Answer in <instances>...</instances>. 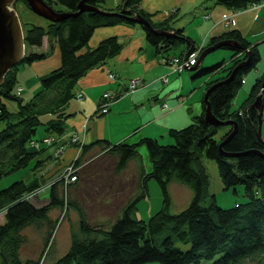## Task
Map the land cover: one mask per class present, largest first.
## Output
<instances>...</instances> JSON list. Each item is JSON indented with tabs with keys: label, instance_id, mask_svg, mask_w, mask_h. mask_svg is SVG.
Listing matches in <instances>:
<instances>
[{
	"label": "trees",
	"instance_id": "obj_1",
	"mask_svg": "<svg viewBox=\"0 0 264 264\" xmlns=\"http://www.w3.org/2000/svg\"><path fill=\"white\" fill-rule=\"evenodd\" d=\"M21 1L27 6L25 0ZM44 1L56 10L72 12L76 9L78 0ZM140 1L121 0V3L123 2L124 9L137 11L152 27L172 29L173 36L152 32L141 23L130 20L125 15L131 14V11L114 15L84 9L52 21L42 16L44 23L41 26L32 22L25 25V29L22 30L24 47L40 45L45 36L49 49H51L50 41L56 42L60 59L54 69L36 77L38 87L24 99L20 95V90H16L17 63L43 59L49 49L39 52L24 50L22 60L12 64L4 73L0 83V178L10 171L27 167V163L31 160L32 165L36 166L39 159L36 160L34 156L42 146L46 145L41 144L36 149L29 143L30 139L35 138L36 126L41 124L45 132H55L56 137L64 133V119L69 112L66 113L63 108L66 101L71 96H75L73 86L76 79L86 73L87 69L103 63L117 53L122 44L115 35L101 37L94 46L79 51L80 47H85L92 29L100 25L136 24L144 32L146 41L150 42L158 53H166L170 45L179 42L182 48L179 53L170 57L181 61L186 59L188 53L197 50L193 57L194 63L202 47L222 38H233L238 44L237 47L224 45L232 49L226 64L223 65L222 60L207 65L198 63L192 71L189 70L191 79L200 74L216 73L206 79L204 91L207 86L228 76L234 65L249 53V60L245 65L236 66L227 80L211 87L207 94L211 113L219 120H233L236 123L233 131H230L232 124L226 123L225 129L214 135L216 126L225 123L214 124L204 121V103L201 95L200 109L192 114L188 123L166 129L167 142L163 143L156 137L142 135L132 142L117 141L110 144L104 138H100L89 143H81L79 145L81 152L95 145L103 153L113 155L115 162L110 167L111 172L122 170L126 162L136 159L137 147L141 145L146 149L148 169L143 170L141 163H138V182L134 193L127 196L124 204L117 206L114 216L110 219L106 218L108 221H99L92 225L78 208V226L81 234L79 236L70 234L66 249L48 260L43 259L42 251L36 257L19 258L18 250L25 241L22 228L31 223L46 221L49 223L50 232L54 229L57 219L50 221L48 212L50 208L56 206L63 207V210L66 207V196L63 199V195L59 193V188L64 183L61 178L54 179L47 189V202L38 206L23 196L25 192L36 186V181L33 179L26 183L21 177L17 180L12 179L6 185L0 186V210L4 209L3 220L0 221V264H69L70 262L138 264L153 259L158 264H198L202 260H207L208 264H244L246 260H255L257 264L263 262L264 157L253 149L262 150L264 146L255 137L257 112L250 103L260 89L264 71L253 79L239 106L236 109L229 107L230 100L243 81L245 72L258 60L259 54L238 27L229 25L222 31L208 34L204 40L202 39L203 41L195 44L181 26L170 25L172 21L170 17L158 22L151 20L149 13L140 7ZM213 1L230 7V12L221 14L230 17L227 22L221 20L224 25L232 22L234 13L240 9L247 6L253 9L264 2V0ZM84 2L97 5L103 10L115 11L120 6L118 3L115 7H103V0H84ZM100 98L103 99L101 95ZM5 99L14 100L15 107L8 109ZM98 103L96 109L102 111L98 108ZM48 133L43 135L47 136ZM225 137L227 139H224ZM220 141H222L221 146L218 147ZM202 155L213 159L223 187H234L239 183L247 198L225 207L216 204L213 193H208L209 178L201 162ZM78 160L79 156L75 158L74 163ZM74 173L78 174L76 171ZM150 177L157 180L162 203L145 220L134 217L133 211L135 201L145 196L146 179ZM170 178L178 179L192 189L189 201L178 212H171L168 209L170 201L166 183ZM64 185L65 190L67 184ZM206 199L207 201L202 203ZM164 230V234L159 236V232ZM48 235L49 231L45 235V240Z\"/></svg>",
	"mask_w": 264,
	"mask_h": 264
},
{
	"label": "crops",
	"instance_id": "obj_2",
	"mask_svg": "<svg viewBox=\"0 0 264 264\" xmlns=\"http://www.w3.org/2000/svg\"><path fill=\"white\" fill-rule=\"evenodd\" d=\"M182 1L184 0H141L139 5L149 13V17L153 21L158 22V20L166 17H170L173 21L174 13L180 8ZM106 2L108 3L104 4L103 7H115V5L121 3V0H106ZM263 6L264 2L260 6L249 9H252V11L254 9L263 10L261 13L264 14ZM211 8V11H209L211 14L206 12L208 15L203 18L212 19L206 24L205 30L198 40L194 41L195 44L203 41L208 34L212 35L220 30L222 31L228 25L238 27L240 31L245 28L242 27L245 23L244 18L242 19L238 16L241 11L234 13L233 17L238 16L234 23L230 22L224 25L221 22V14L230 12V7L223 4L220 5L212 0ZM16 12L18 15L21 12L22 15L26 16L21 21L22 23L32 22L40 24V26L44 23L42 16L40 18L38 14L22 4L18 5ZM251 17L249 18L253 19L255 16ZM219 23H221V28ZM170 25L175 26L171 21ZM143 34L144 32L136 24L115 23L105 26L100 25L92 29L85 47H80L79 51L92 47L99 38L106 35H115L122 44L117 53L107 58L103 63L87 69L86 73L84 72L76 79L73 89L80 91L81 96L79 98L71 96L64 104L63 109L66 110V113L69 112L67 118L64 119V133L69 129H76L78 137L80 135V144L89 143L100 138H104L110 144L117 141L132 142L137 140L138 137H142V135L156 137L163 141L168 140L166 136L167 128L184 126L191 120L192 114L194 115L199 111L201 105L199 98L203 93H199V89H197L198 83L191 82V72L182 70L183 68L187 69L186 67L174 69L175 62L167 60L171 55L168 52H156L150 42L146 41ZM187 34L189 35L188 32ZM46 38L43 36L38 46H25V51L33 50L39 52L48 49L49 43ZM50 44L52 49L43 59L32 60L24 64V66L22 64V66L16 68L15 76L20 81L18 85L21 87L20 95L22 98L24 93L28 94L34 91L35 81H37L35 80V75L44 74L58 65L60 59L58 47L55 41H50ZM108 70L113 73V77L109 78L106 76ZM160 75H164L165 79L160 80ZM130 78H136L137 83L133 90L128 91L127 82ZM104 90L113 91L115 94L107 103L106 110L98 111L96 104L101 99L100 95ZM162 102L165 103L166 107L161 108ZM46 133L48 132L43 131L38 136ZM48 134L55 136V132ZM95 148H97L95 145H91L81 152L77 145L69 143L64 146L55 160L50 157L53 145H44L34 156L36 160L39 159L35 169H43V174L51 171H54V173L56 171L59 174V168L64 162L69 161L74 155L79 156L85 152H93ZM137 149L138 155H141L140 146ZM137 160L136 162L134 159H130L122 170H119L124 171L123 175L131 171L129 173L130 176H124L123 179L120 177L114 179V196L117 197L118 207L124 204L127 196L134 193L136 189L139 172L138 163L141 161ZM141 166L143 170L148 167L144 163H141ZM129 186H131V189L128 190ZM31 202L34 205L41 204ZM102 202H105V200ZM116 208L114 206L110 210V217L114 216L113 213ZM58 254H54L52 258ZM48 259H51V257Z\"/></svg>",
	"mask_w": 264,
	"mask_h": 264
},
{
	"label": "rangeland",
	"instance_id": "obj_3",
	"mask_svg": "<svg viewBox=\"0 0 264 264\" xmlns=\"http://www.w3.org/2000/svg\"><path fill=\"white\" fill-rule=\"evenodd\" d=\"M212 1V0H211ZM211 1L210 0H184L180 3V8L174 13L173 21H171L175 26H182L185 33H189V35L192 36L194 41L198 40L199 36L203 33L205 30L204 27L206 24L212 19L210 18H203L201 15L205 12L211 11ZM103 5L108 2L106 0H103ZM19 4H22L21 0H14L12 3V6H14V10L16 12V8ZM220 4V3H219ZM25 6V5H24ZM264 7V6H263ZM259 7V8H263ZM250 6L242 8L240 16L242 19L244 18L245 23L242 27V35H244L248 40L254 45L256 48L259 57L258 60L254 62L253 65H251L248 70L245 72L241 84L237 87L236 93L233 94L229 105L230 108H237L239 106L240 101L246 96V93L248 92L247 89L249 85L251 84L253 79L256 78V76L260 75L264 71V14L261 13L263 10L259 9H252ZM29 9V8H28ZM202 13V14H201ZM211 14V12H209ZM17 17H19V24L21 30L25 29V25L29 22L22 23L23 19H25L26 16L16 12ZM36 15V14H35ZM253 19H250L251 16ZM38 16V15H36ZM234 16L231 23L235 22V19L238 18ZM40 17V16H39ZM41 18V17H40ZM249 19L246 21V19ZM252 18V17H251ZM253 24H252V22ZM31 24V22H30ZM220 28H221V23ZM190 36V37H191ZM198 44V43H196ZM24 48V46H23ZM182 48V44L179 42L174 43L170 45V48H168L169 55H174L179 53L180 49ZM25 49V48H24ZM49 49V45H48ZM52 49V48H51ZM48 50V53H50V50ZM232 49L226 47V46H217L212 48V50H209L208 52L204 53L202 56V59H200V65H207L216 61H223V65L226 64L228 61L229 55L231 53ZM41 59V58H39ZM37 60V59H34ZM30 62V61H29ZM22 63L23 66L26 63ZM21 63H17V68L22 66ZM191 65V64H190ZM182 70H191V69H185ZM192 71V70H191ZM214 75L216 73H213ZM213 74L205 73L200 74L198 76H195L192 78L191 82L197 84L199 93L202 94L203 92V86L209 77H212ZM24 75V73H22ZM38 75H35L37 77ZM106 76H108L106 74ZM110 78V76H108ZM131 79V78H130ZM36 80V78H35ZM16 84H18L20 81L16 80ZM38 81V80H37ZM35 81V85L33 90L38 87V83ZM129 82V80H128ZM137 83V79L134 83V86ZM136 87V86H135ZM21 88V87H20ZM24 88V86H23ZM134 87L128 86L127 84V90H133ZM260 101L261 102V113H260V124H259V133L261 138L264 140V90L260 89ZM32 91V92H34ZM32 92H29L28 94H23V99L30 95ZM76 92V90H75ZM108 98V102H109ZM6 107L8 109L15 107V101L12 99H5ZM42 118V116H41ZM1 125V124H0ZM226 127V124L217 125L216 126V132L214 135L219 134L221 131H223ZM43 127L41 124H38L36 126L35 130V139L39 138V134L43 133ZM38 136V137H37ZM54 136L52 140H49V144L53 145L52 155L50 157L56 158L58 157V154L63 150L65 145H68L69 143H73L79 147L80 145V135L78 137V140L75 141H63L59 142L56 140ZM160 142H167L166 140L158 139ZM59 142V144H58ZM47 144V145H49ZM58 144V145H57ZM46 145V146H47ZM264 146V145H263ZM80 148V147H79ZM139 149V148H138ZM141 149V155L139 154L136 159H134L136 162L137 159L141 160V163H144L147 167L148 165V159L145 154V150L143 146L140 145ZM264 152V147H263ZM102 151L97 150L95 148L93 152L90 153H83L82 155H79V160L77 163H74L75 158L77 157L74 155L64 162L63 165L59 168V174L52 172H48L47 174H43V169H35L36 167L33 166V161L31 160L29 163H27V167L19 168L8 172L6 175H2L0 178V186L6 185L9 181L12 179L22 178L26 183L29 180H35L36 186L29 190L28 192H25L23 195L24 197L28 198L30 201H33L35 203H45L47 202V189L50 186L49 184L54 179H60L64 180V172L65 169L69 164L74 163L75 171L78 173L74 178L68 179L65 181L64 184H67L64 190V184L63 186L59 188V193H61L62 198L66 199V207L63 210V207H53L50 208L48 212V217H50L51 220H56L58 225L55 224L53 227L54 229H49V223L46 221H38L36 223H31L30 225L24 226L22 229V233L24 235V240L18 251V256L20 259H23L24 257H36L39 252L42 251L43 259L48 260V258L51 257L54 254L63 252L69 242V235H76L79 236L80 230L78 226V208L81 209L83 214L85 215V219L93 224L99 223V221H108L110 219V210L119 203H117L116 196H114V190H115V182L114 179L117 177L124 178V176H130L129 172L124 173V171H115L113 170L111 172L110 167L113 166V163L115 162L113 160V155H108L105 153H101ZM56 160V159H55ZM201 162L203 166L206 168V174L208 179V193L212 192L214 201L219 206L225 207L230 206L236 202H241L247 198L243 192V187L239 183L235 184L234 187H223L220 177L217 175L216 166L212 158L206 157L202 155ZM33 166V167H31ZM37 166V164H36ZM125 169V168H124ZM123 169V170H124ZM148 169V167H147ZM123 176V177H122ZM39 181V182H38ZM146 189H145V196H142L138 198L135 202V208L133 211V216L145 219L148 217L149 214H152L156 209H158L162 203L161 201V190L157 184V180H154L153 178H147L146 179ZM120 188V187H119ZM118 188V189H119ZM131 189V186H129L128 190ZM166 190L169 196V204L168 209L171 212H175L179 209H181L188 201L191 196V190L186 183H183L175 178H170L169 181L166 183ZM105 200V202H102ZM207 201L203 200L202 203H205ZM39 206V205H38ZM4 209L0 210V221H2V211ZM116 212L113 213V215ZM49 231V235L45 240V235ZM164 231L159 232V236L161 234H164ZM44 240L46 241L44 243ZM176 242V241H175ZM178 243V242H176ZM180 245V243H178ZM182 246V245H181ZM255 260H246L244 264H257L254 262ZM207 260H202L198 264H208ZM69 264H73V262H70ZM138 264H158L156 260H148L143 261ZM193 264V263H191ZM261 264H264L261 262Z\"/></svg>",
	"mask_w": 264,
	"mask_h": 264
},
{
	"label": "water",
	"instance_id": "obj_4",
	"mask_svg": "<svg viewBox=\"0 0 264 264\" xmlns=\"http://www.w3.org/2000/svg\"><path fill=\"white\" fill-rule=\"evenodd\" d=\"M13 1L14 0H0V83L2 82L1 81L2 77L4 73L7 72V69L11 67L12 64H15L16 62L22 60V56L25 50L23 48L24 38H23L22 30H21L22 27H20L19 20H18L19 17H17L16 15L14 6H12ZM25 2L27 6H29V10L51 21L59 19V18L62 19V17L71 15V14L73 15L81 10L83 11L84 9H91L92 11H96L99 13L114 14V15L121 14L123 12L129 13L131 11L132 12L131 14H127L125 16L136 23L137 22L141 23L142 25L146 27V29H149L152 32H155L158 34H163L168 37L174 35V31L172 29L168 30V29L161 28V27H158V28L152 27L148 23V21H146L140 14L137 13V11H134L132 9L129 11L126 8L124 9V7L122 6L123 2L120 3L118 10L114 11V10H106V9L103 10V8L97 5H91V4L85 3L84 0H78L76 9L73 10L72 12L56 10L53 7H51L52 5H49L44 0H25ZM220 45L222 46L227 45L233 48V47H237L238 44L233 38H222V39L212 42V44L209 43L206 46L202 47L201 49L202 51L198 52L196 59H195V63H193L192 65L186 66V68L192 70L198 63H200V59H202V56L204 53ZM248 60H249V53L246 54L244 59H242L241 61L237 62L234 65V67L231 69L232 72L235 71L234 68L236 66L243 65V64L245 65ZM231 73L228 76H226L224 79H220L216 81L214 84L207 86L203 91L202 101L204 103L203 105L204 121L208 123H214V124L231 123L232 127L230 131L232 132L236 123H234V121L230 119L219 120L218 118H215L214 114H212L210 111V106H209L210 103L208 102V99H207V94L210 88L214 87V85H216L217 83H221L227 80L229 76L231 75ZM262 79L263 80L260 81V89H262V87L264 86V77ZM260 89L259 91H257V93H255L252 99V103H250V105H252L256 109V112H257L256 113L257 124L255 125V128H254V133H256L255 137L257 138L258 141H260L264 145V140L260 136L261 133H259V124L261 123L260 113L262 112L261 111L262 101H260V91H261ZM229 135H227V137ZM227 137H225L224 139H227ZM222 141L218 143L219 145L218 147L221 146L220 143ZM253 151L258 153L259 155L261 154V156L264 157L263 150L253 149Z\"/></svg>",
	"mask_w": 264,
	"mask_h": 264
},
{
	"label": "built area",
	"instance_id": "obj_5",
	"mask_svg": "<svg viewBox=\"0 0 264 264\" xmlns=\"http://www.w3.org/2000/svg\"><path fill=\"white\" fill-rule=\"evenodd\" d=\"M205 16H207L206 13L203 14V17H205ZM229 19H230L229 15H222L221 16V20L223 22H227ZM196 52H197V50H193L192 52L188 53L185 60L177 61L173 57H170L167 60L169 62H175L176 63V64H174V67H175L174 69H181L183 67L189 66L190 64L194 63L193 57L196 54ZM107 75L110 76V78L113 77L112 72H110L109 70L107 71ZM159 78H160V80L165 79V76L160 75ZM135 81H136V78L129 79V82H127L128 86L135 87L134 86ZM16 90H20V85L16 86ZM74 95H75V98H79L81 96V92L76 90V92H74ZM113 95H114L113 92H111L109 90L108 91L107 90L102 91L101 97L103 99H101L100 102L98 103V108H100V110H106L105 107L108 103L107 100H108V98H112ZM160 106H162L161 108L166 107L164 102H162V104ZM77 133H78V131H76V129H69L66 133L58 134L57 137H55V138L60 143L63 141H67V142L68 141H75V140H78ZM53 137H54L53 135L47 134V136L43 135L40 138L30 139L29 143L32 144V146L37 149V147H39V145H41V144H46V145L49 144V142H50L49 140H52ZM59 142H58V144H59ZM73 164L74 163L71 162V164H69L67 166V168L65 169V172L63 175L64 180H62L63 183H65V181H67L68 179L70 180V179L75 177V175H76V173H74L75 166Z\"/></svg>",
	"mask_w": 264,
	"mask_h": 264
},
{
	"label": "bare ground",
	"instance_id": "obj_6",
	"mask_svg": "<svg viewBox=\"0 0 264 264\" xmlns=\"http://www.w3.org/2000/svg\"><path fill=\"white\" fill-rule=\"evenodd\" d=\"M48 146V145H47Z\"/></svg>",
	"mask_w": 264,
	"mask_h": 264
}]
</instances>
